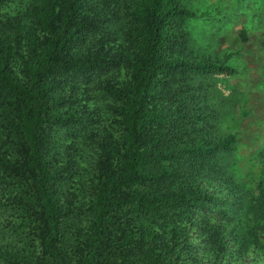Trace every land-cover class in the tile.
I'll return each instance as SVG.
<instances>
[{
  "label": "trees",
  "instance_id": "16d2710c",
  "mask_svg": "<svg viewBox=\"0 0 264 264\" xmlns=\"http://www.w3.org/2000/svg\"><path fill=\"white\" fill-rule=\"evenodd\" d=\"M12 1L0 264H264V165L226 163L235 69L192 46L188 0Z\"/></svg>",
  "mask_w": 264,
  "mask_h": 264
},
{
  "label": "rangeland",
  "instance_id": "374dc122",
  "mask_svg": "<svg viewBox=\"0 0 264 264\" xmlns=\"http://www.w3.org/2000/svg\"><path fill=\"white\" fill-rule=\"evenodd\" d=\"M27 0H13L14 14ZM200 16L189 24L191 44L235 69L231 77L212 81L213 100L231 111L225 125L239 144L226 163L240 161V172L258 173L264 165V3L261 0H188ZM245 34V41L241 39Z\"/></svg>",
  "mask_w": 264,
  "mask_h": 264
}]
</instances>
